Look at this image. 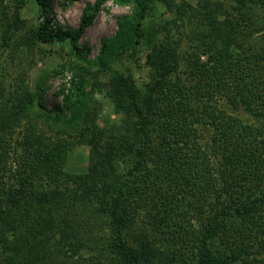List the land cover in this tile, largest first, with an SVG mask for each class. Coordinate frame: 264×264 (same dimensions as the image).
Listing matches in <instances>:
<instances>
[{
  "label": "trees",
  "instance_id": "1",
  "mask_svg": "<svg viewBox=\"0 0 264 264\" xmlns=\"http://www.w3.org/2000/svg\"><path fill=\"white\" fill-rule=\"evenodd\" d=\"M36 2L47 17L34 40L74 57L69 115L44 104L50 73L0 96V264H264V0L175 6L182 41L205 34L181 62L152 21L175 0H96L58 32L53 0ZM108 2L132 11L89 59L80 41ZM144 47L138 88L114 65ZM93 69L109 75L124 129L98 125ZM80 145L87 172H68Z\"/></svg>",
  "mask_w": 264,
  "mask_h": 264
},
{
  "label": "rangeland",
  "instance_id": "2",
  "mask_svg": "<svg viewBox=\"0 0 264 264\" xmlns=\"http://www.w3.org/2000/svg\"><path fill=\"white\" fill-rule=\"evenodd\" d=\"M96 0H53L49 19L51 29L58 32L77 30L80 26L83 10L89 3ZM183 6L194 12L198 0H175L172 9L159 5L152 16V21L163 24V35L170 36L181 51V59L204 37L194 26L186 38L182 36V21L175 6ZM36 0H0V96L6 97L10 90L16 87L20 79L31 90L35 88L38 77L44 73L52 76L48 79L43 101L49 110L62 111L69 115L65 107V99L74 78L69 69L74 62L70 47L66 42L39 43L34 35L45 24L47 15H42ZM132 9L108 2L96 18L94 24L87 29L81 38V45L90 49L89 59H94L101 48L104 37H112L118 30V19L130 14ZM221 20L223 17L220 18ZM181 40V42L179 41ZM180 42V43H179ZM137 56L126 57L114 69L130 75L138 88L150 80L151 71L147 65L149 49L144 47ZM5 66V68H3ZM87 90H92V104L99 111L98 125L100 128L117 132L124 129L125 121L117 112L116 104L111 96L113 87L109 83V75L96 70L87 74ZM97 86V87H96ZM90 148L87 145L77 146L71 155L66 170L75 174L87 172ZM14 167V165H13Z\"/></svg>",
  "mask_w": 264,
  "mask_h": 264
}]
</instances>
